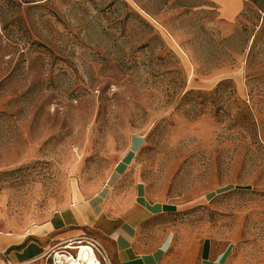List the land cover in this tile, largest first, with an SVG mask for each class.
Masks as SVG:
<instances>
[{
    "label": "rangeland",
    "instance_id": "rangeland-1",
    "mask_svg": "<svg viewBox=\"0 0 264 264\" xmlns=\"http://www.w3.org/2000/svg\"><path fill=\"white\" fill-rule=\"evenodd\" d=\"M241 4L0 0V233L102 191L264 264V0ZM138 181L166 214L140 215Z\"/></svg>",
    "mask_w": 264,
    "mask_h": 264
},
{
    "label": "crops",
    "instance_id": "crops-1",
    "mask_svg": "<svg viewBox=\"0 0 264 264\" xmlns=\"http://www.w3.org/2000/svg\"><path fill=\"white\" fill-rule=\"evenodd\" d=\"M214 1L220 13L230 16L236 14L242 5L241 0ZM120 169L122 167L115 173L116 178L120 176ZM141 184V181L136 182L133 190L140 215L166 214L163 205L149 201L148 191ZM77 195L75 193L76 199ZM106 201V195L101 191L92 198L78 200L53 213L43 224L26 233H0V251L7 253L12 264H43L41 257L54 245L94 232L112 264H229L232 248L228 244L205 238L196 241L191 249L177 244L170 231H157L155 235L148 233L143 219L131 212L123 216L112 212L111 215ZM113 203L110 207L118 209ZM0 264H6L1 257Z\"/></svg>",
    "mask_w": 264,
    "mask_h": 264
},
{
    "label": "built area",
    "instance_id": "built-area-1",
    "mask_svg": "<svg viewBox=\"0 0 264 264\" xmlns=\"http://www.w3.org/2000/svg\"><path fill=\"white\" fill-rule=\"evenodd\" d=\"M0 257L6 264H12L5 251H0ZM41 260L43 264H112L101 243L84 234L54 245Z\"/></svg>",
    "mask_w": 264,
    "mask_h": 264
},
{
    "label": "bare ground",
    "instance_id": "bare-ground-1",
    "mask_svg": "<svg viewBox=\"0 0 264 264\" xmlns=\"http://www.w3.org/2000/svg\"><path fill=\"white\" fill-rule=\"evenodd\" d=\"M84 254H82V256H83Z\"/></svg>",
    "mask_w": 264,
    "mask_h": 264
}]
</instances>
